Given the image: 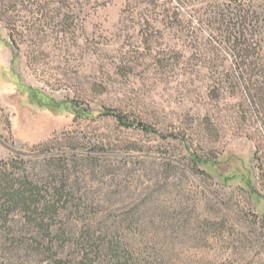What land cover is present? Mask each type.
Wrapping results in <instances>:
<instances>
[{
    "label": "rangeland",
    "instance_id": "rangeland-1",
    "mask_svg": "<svg viewBox=\"0 0 264 264\" xmlns=\"http://www.w3.org/2000/svg\"><path fill=\"white\" fill-rule=\"evenodd\" d=\"M238 4L264 23V0H0V177L45 186L65 164L131 206L161 186L192 209L181 264H264V123L217 15Z\"/></svg>",
    "mask_w": 264,
    "mask_h": 264
},
{
    "label": "trees",
    "instance_id": "trees-1",
    "mask_svg": "<svg viewBox=\"0 0 264 264\" xmlns=\"http://www.w3.org/2000/svg\"><path fill=\"white\" fill-rule=\"evenodd\" d=\"M233 11L234 17L227 24L228 15L220 11L219 23L226 27L224 36L239 62L243 87L264 123V23L256 19V11L242 4ZM105 114L114 116L123 126L156 132L122 112L108 109ZM54 156L46 158L54 161ZM81 160L95 166L94 171L100 167L101 174L111 167L99 163L92 153ZM198 162V157L191 154L190 173L201 172ZM55 164L60 166L59 162ZM60 168L49 175L54 181L45 186L29 177H0L1 256L9 254L7 262L0 264L182 263L181 253L175 251L181 243L180 229L192 219L191 207H183L182 203L166 205L161 200V186L156 185L143 188L144 198L131 206L126 203L133 198L129 187L120 184L118 192L101 193L88 185L82 187V180L68 181L65 164ZM119 171H115L116 176ZM92 179L88 177L86 182ZM193 236L196 238L188 236L189 241Z\"/></svg>",
    "mask_w": 264,
    "mask_h": 264
}]
</instances>
